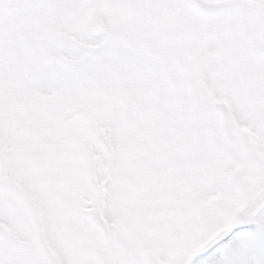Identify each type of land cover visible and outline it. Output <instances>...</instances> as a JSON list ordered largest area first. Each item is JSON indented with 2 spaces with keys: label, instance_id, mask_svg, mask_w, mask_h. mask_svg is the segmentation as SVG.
<instances>
[{
  "label": "snow or ice",
  "instance_id": "snow-or-ice-1",
  "mask_svg": "<svg viewBox=\"0 0 264 264\" xmlns=\"http://www.w3.org/2000/svg\"><path fill=\"white\" fill-rule=\"evenodd\" d=\"M0 264H264V0H0Z\"/></svg>",
  "mask_w": 264,
  "mask_h": 264
}]
</instances>
